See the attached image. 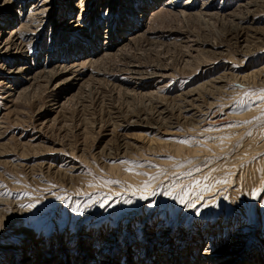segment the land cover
Returning a JSON list of instances; mask_svg holds the SVG:
<instances>
[{
	"label": "rangeland",
	"instance_id": "obj_1",
	"mask_svg": "<svg viewBox=\"0 0 264 264\" xmlns=\"http://www.w3.org/2000/svg\"><path fill=\"white\" fill-rule=\"evenodd\" d=\"M40 1L28 0L39 7L44 0ZM60 1L53 2L58 6ZM178 1L163 8L156 18H149L141 29L147 38L133 46L131 59L113 58L96 64V60H86L82 66L75 65L77 68L70 74L78 72L82 80L76 88L66 90L75 98L62 108L52 105L57 96L52 92L54 82L27 102L16 99L17 94L11 97L12 92L6 88L12 63L21 60L19 57L26 51L31 59H40L35 67L48 60L57 63L54 68H63L60 64L68 63H63L64 55L60 54L63 40L69 42L83 34L102 44L104 36L84 31L86 23L82 27L74 24L73 34L67 30L52 33L49 16L61 17L56 7L53 11L52 4L47 17L44 12L38 14L39 7L24 14L20 32L23 55L0 50V264L16 263L19 252L23 253L27 247L24 245L29 243L38 246L40 254H46L48 259L58 253V243L64 250H75L85 243L96 249L100 244L107 249L104 254L117 255L113 264H120V256L135 249L139 238L146 246L159 241L179 249L200 235L205 239L202 247L221 248L222 238L227 240L235 231H241L245 236H240V241L246 243L242 255L249 244H258L259 235L264 245V209L262 213L259 209L264 200V179L257 190L248 191L250 201L247 196L240 200L235 194L239 187L244 192L242 166L264 156L262 138L256 152L237 158L247 147L249 133L264 128V120L258 119L264 113V101L257 99L264 89V5L243 23L248 32L241 31V37L242 32L247 33L240 39L227 20L184 19L177 14L179 8L172 9L184 3ZM237 1L196 0L198 4L230 11L250 0ZM10 2L7 0V5ZM99 7L100 3L96 10ZM1 16L0 13V32L4 33L6 25ZM61 22L59 19L58 24H53L58 28L74 26L70 21ZM47 52L52 53L48 59ZM133 70L140 74H131ZM140 76L144 78L142 83L135 80ZM93 79L102 84H92L88 90ZM136 83L141 84L137 93H154L165 101L155 98L151 105L119 94L122 88L133 90L132 84ZM185 139L191 143H180ZM178 147L199 152L194 157H179L175 152ZM225 159L237 161L231 169H214ZM112 168L121 170L125 177L114 175ZM127 175L130 179H126ZM179 195L184 196V203ZM125 198L131 202L126 203ZM188 203H195V207L186 206ZM30 204L35 207H28ZM130 204L137 205V214L135 209L128 211ZM77 205L84 210L73 211ZM244 208L250 219L244 218ZM126 215L135 222L125 221ZM155 229L158 233L153 232ZM49 246L50 253L45 249ZM187 248L186 256L194 251ZM38 256L32 264L40 262Z\"/></svg>",
	"mask_w": 264,
	"mask_h": 264
},
{
	"label": "bare ground",
	"instance_id": "obj_2",
	"mask_svg": "<svg viewBox=\"0 0 264 264\" xmlns=\"http://www.w3.org/2000/svg\"><path fill=\"white\" fill-rule=\"evenodd\" d=\"M10 1L11 2L9 3V5H7V0H0V3H1L0 4V11H3V12H0L3 15V17L1 16L2 17L1 19L4 20V25H6L5 29H2V31L4 33L0 32V50L1 51L3 50L5 54L12 52L11 54L18 56V55L22 54L21 53L22 51H24V48H23L24 45L22 44V40H21L22 34L20 33V32H22L21 29L23 27L22 23H23L24 14H27L29 10H30V12L34 11L36 8L39 7V5L38 4L36 5V2H32V3L30 2L29 3L28 0H19L20 4L18 3V1H15V0H10ZM41 1H43V0H41ZM53 1L54 0H44L41 3L42 5L39 7L40 11L38 12V14H40V15L42 14V12H44V14H46V17H47V14L51 11L50 8L52 5H53V11L55 10V7H56L57 11L59 10L58 15L61 17H58V19L56 18V16L54 14H52L50 16L48 15L50 20H52L50 23L52 33H54L53 30H55V32H57V33H59V32L65 33L67 30L68 32L70 31L71 34H73L74 32L76 33V26L81 25V27H82L83 24L86 23V25H85L86 27H82L83 29H85L84 31H87L90 34H94L93 33V31H94L95 35L99 33V34L104 36L103 38L105 41L101 44V42H98L99 39H97V38L94 39L91 37V39H90L88 37L86 39L85 37H83V34H82V36H79V35H81L79 32H78L79 37L77 39L69 38V36L67 35L68 38L72 39V40H70L69 42L68 41L64 42V40H63V43L60 47V50L62 51V53H60V54L64 55L63 56V63L64 62L65 63L68 62V63L60 64L62 62H58L60 65H63V68H59V69H58V67L57 68L53 67L55 64H57L56 62H51L48 60H47V62L45 61L44 63H41L40 66L38 65L35 67V64H37L38 61H40V59L33 60V59H31L32 56L31 57L29 56L30 57L29 58L28 56H26V54H27V53H25L26 51H24L23 54H25V55L19 57L21 60L18 61V59H17V61L15 63H12L14 65H12L13 67H11V70H9L10 73H8V75H7L9 87H7L6 90L8 93L12 92L11 94H9L11 97L16 96V94H17L16 99H18L20 101L23 100V101L27 102L29 98L36 97L40 91H44L46 89L48 84L54 82L55 88L52 90V92H57V94H56L57 96H54L53 100L55 101V103L52 105H59L58 108H60V107L62 108V106H65L68 103H72L74 101V98H75L73 96H71V97L68 96L69 92L66 90H68V88H71V89L76 88L79 81L82 80V78L78 74V72L77 73L72 72L70 74V71H73V69L77 68V67H75V65L80 63V65L82 66V65H84V62L86 60H89L90 62L96 60L95 61V64H96V62H107L108 60L113 61L114 60L113 58H115L116 60L121 59V58H122V60H126L127 58L129 59L130 57H132V54H133V52H132L133 46L136 43L144 41L147 38L148 34L142 33L141 29L143 26H146L149 23V18H152L154 15L156 18L157 16H159V14H160L159 12L161 10H163V8L165 9L166 7H171V4L176 3L178 0L177 1L176 0H170V1L169 0H127L128 2H126V3H124V0H122L121 2H117L115 0L114 1L115 3H113L112 0H79V2L76 0H61L62 2L60 1L61 3H59L58 6H57V2L54 3ZM241 1H244V0H239L237 2H241ZM182 2H184V3H180L177 6L175 5L174 7H172V9L177 11V8H179L180 10L177 12V14L182 15V17H184V19H188V18L189 19L190 18L196 19V18L202 17L204 19L205 18H208V19L214 18V19H221L223 21L227 20L228 23L231 24L232 30H234L235 32H238L240 34V39H242L244 37V34H246L248 32V30H246L247 28L243 27V23L248 21V17L250 15H253L258 8H261L264 5V0H250L248 2L246 1L245 3H241V5H239L236 10L230 11V8L222 9V7L221 8H214L213 6L208 7L209 4L208 5L198 4L196 2V0H183ZM98 3H100L102 6L101 8L99 7L100 10H96V5ZM108 12L114 13L113 15H116V16L113 17L111 15L112 16V18H111V17H109L108 14H106ZM150 15H151V17H150ZM18 16H19V18H18ZM65 17H66V20H64ZM59 19H60V22H61V20L64 23L70 21L69 24H71V25L76 24V26L74 25L70 28H67L64 26H59V28H58V26H55L53 24V22L54 23L57 22V24H58ZM32 23H34V22H32ZM61 25H64V24L62 23ZM62 28H65V29H62ZM82 28L80 29L81 31H83ZM6 30H7V32H6ZM250 30L252 31L253 29L250 28ZM241 31H247V32H245V33L242 32V37H241ZM26 34H28V33H26ZM232 35H233V33H232ZM236 37L238 38L239 36L236 35ZM191 41H188V42H191ZM193 41H195V40H193ZM198 44L204 45L205 43L198 42ZM131 45H132V47H131ZM205 45H209V44H205ZM214 45H212L211 48L214 47ZM188 49H190V48H188ZM193 49H191V50L193 51ZM195 49H194V51L198 52V50L197 49L195 50ZM187 51H189V50H187ZM102 52L105 53V54H103L104 56L101 55L102 57L97 58V56H99V54H101ZM47 53H48V55L46 58L48 59L49 56H52V53L51 54H50V52H47ZM17 56H15V57H17ZM191 57H192V55H191ZM90 58H91V60H90ZM92 63H90V64H92ZM103 65H105V63ZM25 71L28 72L27 75L25 74ZM139 72L140 71H137V70L134 71L133 70V71H131V74L136 75V73H137L139 75L140 74ZM75 73L78 75H75ZM65 74H70L71 76L63 78ZM152 74H150V75H152ZM19 75H20V77H19ZM140 77L141 78H136L135 80L142 83L141 81H143L144 78L142 76H140ZM130 78H132V77H130ZM57 80H58V82L55 83V81H57ZM85 83H86V81H85ZM140 83L138 85H141ZM92 84L95 85V84H102V83H101V80H99V79H93L91 81V83L87 85L88 90L91 89L90 87H92L91 86ZM132 85L134 86L133 90H126V89L122 88L120 90L119 94H121V95L123 94L127 98L128 97L133 98L134 100L139 99V100H141L142 103H145L148 101V102H150L151 105H153V100L155 98H159L156 95H154V93L151 94L150 92H147V93L138 92L137 93L135 90L139 86L137 85V83L132 84ZM136 85H137V87H136ZM13 87H14V89H13ZM82 87H83V84H82L81 88ZM80 90H82V89H80ZM60 94H61V96H60ZM159 99L163 100L162 98H159ZM161 100H159V101H161ZM163 101H165V100H163ZM153 108L154 107H150L149 110L151 111V110H153ZM153 111H155V110H153ZM153 111H152V113H153ZM262 138H264V128H261L259 131L253 132L251 134L248 142H246L247 143L246 149H244L245 147L242 146L243 148L241 149V152L239 153V156L237 158L240 157V159H242L243 155L246 154V156H248L249 154H252L257 149V143ZM259 146H258V149H260V147L263 148L264 142L262 143V145L260 147ZM243 149H244V151H243ZM175 152L177 153V155L179 157H185V156H190V157L193 156L194 157V155H197L198 154L197 152H199V151H192V150L190 151L189 149L184 150L183 148L178 147V148H176ZM263 157H261V160H258L256 162H254V161L249 162L248 164H246V166H242L243 168L240 169V170H242V172H244V175H245L244 179L247 181L245 182V180H241L242 182H244L243 183L244 184V188H243L244 192L243 193H242V190L240 189V187L237 191H235V194L236 193L238 194V199L241 200V199H243L244 196H247L248 191L253 193L255 189L256 190L258 189V187H259L258 184H260L261 181H263V179H264V158ZM192 161H194V160H192ZM236 161H237V159L236 160L235 159L230 160V161L228 159H225L224 162L222 161L221 164H217L214 169H216L218 171L222 169L223 171H225L224 169L230 168L232 165H235ZM190 164L191 163H189V165ZM189 165H187V166H189ZM212 165H215V164H212ZM184 166H182V167L184 168ZM112 170L115 173L114 175L118 174V175H121V177H125L121 173V170H118L116 168H114V169L112 168ZM210 171L212 172V170H210ZM205 173H206V171H205ZM207 174H209V173H207ZM227 174H229V173H227ZM211 175H213V173ZM238 176H240V175L238 174ZM205 177H206V175L204 176V178ZM126 179H130V176L127 175ZM185 180L186 179H184V181ZM188 180H189V178H188ZM191 180H189V181H191ZM240 183L241 182H239V184ZM178 185H179V183H178ZM171 189H172V187H171ZM179 189H180V187L178 188V190ZM120 200H122V199H120ZM125 200L127 201L126 198H125ZM246 200H247V202H248V200L250 201V197L247 196ZM238 202H239V200H238ZM248 205H249V203H248ZM127 206H130V209H128V211L135 209L136 213H134V214H137V212L139 210L137 205H131L130 204ZM127 206L125 207V209L127 208ZM242 207H243V205H242ZM259 209H260V212L262 213L263 209H264V200L262 201ZM146 210H148V209H146ZM243 215H245L244 218H246V219L247 218L250 219V217H251L247 208L243 209ZM123 219L125 221L128 220V223L129 222L130 223L135 222L134 220L130 221L129 216H127V215L124 216ZM147 219H149V217H147ZM225 223H226V220H225ZM225 223H223L222 225H224ZM223 230L225 231V233L228 232L226 230V228ZM150 231H152V230H150ZM233 231L231 233H233ZM153 232H157V229H155ZM159 232H161V231H159ZM237 233H238V231H235V233H233V236L229 235V238L227 237L228 238L227 240L225 239L226 237L222 238L223 242L221 241L222 242L221 248L217 247V246H215L213 248H211L210 246L209 247H202L203 245H205V241H204L205 239H203V236L201 237L200 235L195 240L189 242L190 244L185 243L186 245H183L182 248L179 246V249L176 248V246L175 247H170L168 245L164 246L163 245L164 242L160 243L159 241L156 244L150 242L146 246L145 244L142 243V241H140V238H139L138 239L139 241H135V245H136L135 249L126 250V247H125V249L122 248L123 250H126V251H124L123 254L120 256L119 261H120V264H264V245L261 243L263 245V247H262L260 244V242L263 241V239L261 238L262 235H259L261 237H259V241H257L258 244L256 242L249 244L248 245L249 246L248 251L244 255H242L241 250L243 247H245L246 243L242 240L240 241L241 238H239V237L242 235L243 236H245V235L241 231L238 234ZM159 240H161V239H159ZM138 243H140V245H138ZM58 245H59L58 250H57L58 253H56L55 255H52L51 258L48 259L46 254H44V253L40 254L38 246L34 247L30 243L26 244V245H24V246H27V247H25V251L23 253L21 251L19 252L20 254L18 255V258H17L18 261L16 263L10 262V264H32V262H34V260L36 259V257L38 255H39L38 257H40V262H38V264H113L116 261L115 257H117L116 254H114L112 256H109L108 254H104L107 252V249L105 248V246L100 245V244H99V247H98V245H96V247H98V248L95 249L94 247H92V245L90 246V244L85 243V244L81 245V247L78 246L77 249H75V250H71V247L68 250H64V249H61L62 243H58ZM121 245H123V244H121ZM137 245H138V247H137ZM218 245H220V244H218ZM50 247L51 246H49L48 249L45 248L47 252H49L51 250ZM187 247L194 249L192 254L190 252V255H188V256H186L187 249H188ZM63 248H66V247H63ZM72 249H74V248L72 247ZM136 250H137V252H136ZM5 252H4V255L5 254L7 255L8 253H5Z\"/></svg>",
	"mask_w": 264,
	"mask_h": 264
},
{
	"label": "snow or ice",
	"instance_id": "obj_3",
	"mask_svg": "<svg viewBox=\"0 0 264 264\" xmlns=\"http://www.w3.org/2000/svg\"><path fill=\"white\" fill-rule=\"evenodd\" d=\"M257 99H259V100H261V101H264V89H261L260 91H259V94H258V96H257ZM258 119H260V120H264V113H262V115L258 118ZM244 123H251V121H245ZM249 135H251V133H249ZM180 143H183V144H190L191 143V141L190 140H187V139H185V140H181L180 141ZM124 163H129V162H127V161H125ZM155 193H153V195H154ZM169 196H171V192H169V193H167ZM187 193H185V195H186ZM142 199H146L147 197H141ZM179 200H180V202L181 203H184L185 201H184V196L182 195V196H180L179 197ZM131 201H126V203H130ZM101 207H104V203H101V205H100ZM186 206H188V207H195V203H188ZM28 207H35V205H33V204H30V205H28ZM84 209L80 206V205H77L75 208H73V211H75V212H82ZM198 214V213H197Z\"/></svg>",
	"mask_w": 264,
	"mask_h": 264
}]
</instances>
